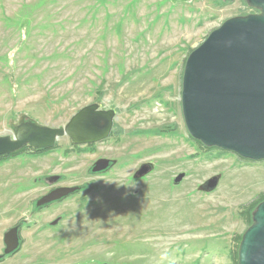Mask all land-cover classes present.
Wrapping results in <instances>:
<instances>
[{
  "label": "rangeland",
  "instance_id": "rangeland-1",
  "mask_svg": "<svg viewBox=\"0 0 264 264\" xmlns=\"http://www.w3.org/2000/svg\"><path fill=\"white\" fill-rule=\"evenodd\" d=\"M253 11L245 0H0V135L13 136L20 117L61 127L94 102L117 110L104 141L65 136L0 161V255L5 232L27 222L0 264H238L264 199V160L194 139L182 85L191 51ZM102 157L117 162L92 173ZM55 175L56 186L91 188L33 214L51 188L41 179ZM216 175L214 190H199Z\"/></svg>",
  "mask_w": 264,
  "mask_h": 264
},
{
  "label": "water",
  "instance_id": "water-1",
  "mask_svg": "<svg viewBox=\"0 0 264 264\" xmlns=\"http://www.w3.org/2000/svg\"><path fill=\"white\" fill-rule=\"evenodd\" d=\"M245 1L255 12L225 20L189 54L183 74L182 110L189 134L206 147L261 161L264 160V0ZM116 117V109L103 108L98 102L82 107L61 127L20 117L13 124V136L0 135V155H10L26 146L52 149L65 136L76 145L95 144L111 136ZM115 163L110 158H99L91 172H104ZM153 169V163H145L134 178H142ZM185 177V172L179 173L174 184H180ZM59 178V175L48 177L50 183ZM220 178L221 175L213 176L199 190H214ZM80 188L56 187L39 198L37 206L58 201ZM21 244L19 225L8 229L0 260L16 253ZM238 264H264V200L257 205L252 223L242 236Z\"/></svg>",
  "mask_w": 264,
  "mask_h": 264
},
{
  "label": "flooded vegetation",
  "instance_id": "flooded-vegetation-1",
  "mask_svg": "<svg viewBox=\"0 0 264 264\" xmlns=\"http://www.w3.org/2000/svg\"><path fill=\"white\" fill-rule=\"evenodd\" d=\"M105 158H108V157H105ZM113 160V159H112ZM117 162V161H116ZM116 164V163H115ZM114 164V165H115ZM114 165H112V166H110V168H112ZM92 168V167H91ZM109 168V169H110ZM107 171V170H106ZM60 176V175H59ZM61 179V176H60V178L57 180V181H55V182H53V183H50V181H49V179H48V177H43V179H41V181H43V182H45V183H47V184H49L50 186H51V188H50V190L47 192V193H49L51 190H53L54 188H56V187H59V186H62V185H58V186H56V184L59 182V180ZM74 186H80L81 188L78 190V191H76L75 193H73V194H71V195H69V196H67V197H65V198H62V199H60V200H58V201H55V202H52V203H50V204H48V205H44V206H37V201L39 200V198L37 199V200H35L32 204H31V206H34V208H33V210H32V213L33 214H36L37 212H41V211H43V210H45V209H47V208H50V207H52V206H54V204H57V203H60V202H62L63 200H65V199H67V198H69V197H71V196H73V195H75V194H79V193H83V192H85V191H87V190H89L90 188H91V185H89V184H84V185H74ZM47 193H45L44 195H46ZM44 195H42V196H44ZM41 196V197H42ZM40 197V198H41ZM59 219L61 220V217H58L56 220H58L59 221ZM55 221V220H54ZM54 221L52 222V225H57L58 224V222L56 223V224H54ZM26 219H22V221H20L19 223H17V224H15L14 226H16V225H19V228H20V238H21V241H22V229H23V227H24V225H26Z\"/></svg>",
  "mask_w": 264,
  "mask_h": 264
},
{
  "label": "trees",
  "instance_id": "trees-1",
  "mask_svg": "<svg viewBox=\"0 0 264 264\" xmlns=\"http://www.w3.org/2000/svg\"><path fill=\"white\" fill-rule=\"evenodd\" d=\"M27 148H31V149L33 150V152L36 153V154H41V153H44V152H46V151H48V150H51V149L36 150V149H33V148L30 147V146H26V147L22 148L21 150L16 151V152H14V153H12V154H10V155H0V161H1V160H4V159H6V158H8V157H10V156L17 155V154H19L20 152L24 151V150L27 149ZM263 200H264V199H263Z\"/></svg>",
  "mask_w": 264,
  "mask_h": 264
},
{
  "label": "clouds",
  "instance_id": "clouds-1",
  "mask_svg": "<svg viewBox=\"0 0 264 264\" xmlns=\"http://www.w3.org/2000/svg\"><path fill=\"white\" fill-rule=\"evenodd\" d=\"M168 258V254L165 252L162 254L161 259L166 260Z\"/></svg>",
  "mask_w": 264,
  "mask_h": 264
}]
</instances>
